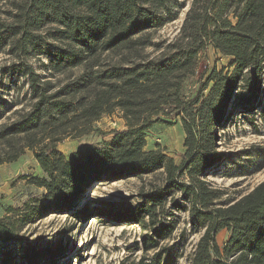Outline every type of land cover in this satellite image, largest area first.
Returning a JSON list of instances; mask_svg holds the SVG:
<instances>
[{"label":"trees","instance_id":"16d2710c","mask_svg":"<svg viewBox=\"0 0 264 264\" xmlns=\"http://www.w3.org/2000/svg\"><path fill=\"white\" fill-rule=\"evenodd\" d=\"M185 7L175 40L151 57L146 50L158 45L154 33ZM0 10V52L21 59L12 71L27 77L31 99L29 110L16 109L0 124V166L33 150L44 176L29 183L45 190L15 222L0 218L6 244L0 264H56L58 253L24 245L17 223L72 210L94 181L157 173L161 185L151 184L137 201L103 202L97 212L139 225L145 251L171 238L185 212L204 230L190 264H264V180L228 202L207 180L228 159L217 149V130L256 106L264 116V0H0ZM211 47L231 58L230 68H212L192 87L199 55ZM29 58L71 80L53 92L54 83L42 81ZM117 111L123 129L96 127ZM177 122L185 134L179 161L160 145L147 149L155 125ZM93 133L112 138L83 140ZM68 136L82 144L70 155L58 147ZM85 212L76 215L84 219ZM224 229L221 246L217 235ZM178 257L164 248L148 264H175Z\"/></svg>","mask_w":264,"mask_h":264},{"label":"rangeland","instance_id":"374dc122","mask_svg":"<svg viewBox=\"0 0 264 264\" xmlns=\"http://www.w3.org/2000/svg\"><path fill=\"white\" fill-rule=\"evenodd\" d=\"M186 11L187 7L180 11L175 20L154 33L153 41L158 45L150 46L146 50L151 57L158 55L163 47L175 40ZM3 17L0 10V21ZM20 61L19 57L10 54L6 49L0 52V108L4 110L0 116V124L11 121L12 118L9 117L13 116L16 109H30L29 81L23 74L12 71ZM27 62L43 77L42 81L50 80L54 83L56 88L53 92L71 80L69 75H53L41 69L37 58H29ZM230 64V57L223 56L212 47L208 49L207 54L200 53L197 80L192 87L197 86L198 77L204 72L206 74L203 82L212 68L228 69ZM73 73H79V69ZM18 100L20 102H16ZM261 109L256 106L250 112H236L217 130V149L224 152L228 159L212 168L207 180L226 192L224 202L240 198L264 180V116ZM124 126V119L118 111L104 115L96 123V127L104 133L123 129ZM184 136L180 122L174 125L157 124L148 133L147 149L160 145L179 161L180 154L185 150ZM103 138L110 140L112 134L100 136L93 133L83 140L101 143ZM58 147L64 154L70 155L80 149L82 144L68 136ZM43 176L44 172L35 158L34 151L29 148L17 161L2 164L0 218L15 222L20 217L18 212L24 208L26 202L38 201L45 190L29 181ZM161 183L160 173L141 178L94 181L72 210L44 215L24 224L17 223V234L24 245H30L35 250L47 248L50 253H58L56 264H148L157 251L170 247L179 254L175 264H190L192 253L204 230L195 226L188 213L177 212L179 224L172 237L161 241L160 248L145 251L141 237L144 232L139 225H133L125 218H111L97 212L103 202H134L140 199L143 192L152 188L151 184ZM9 208H13V212H9ZM82 210H86V217L79 219L76 213ZM227 237V230L220 231L217 235L219 245L223 246ZM15 245L11 243L9 247L14 248ZM5 246L6 244L1 242L0 250ZM47 261L49 262L46 260L43 264H50Z\"/></svg>","mask_w":264,"mask_h":264}]
</instances>
